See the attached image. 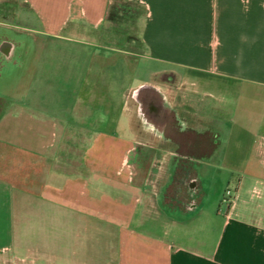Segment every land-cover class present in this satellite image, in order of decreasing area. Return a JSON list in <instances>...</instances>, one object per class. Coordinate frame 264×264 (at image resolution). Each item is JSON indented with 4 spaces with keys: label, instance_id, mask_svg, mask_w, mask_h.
I'll return each instance as SVG.
<instances>
[{
    "label": "crops",
    "instance_id": "obj_1",
    "mask_svg": "<svg viewBox=\"0 0 264 264\" xmlns=\"http://www.w3.org/2000/svg\"><path fill=\"white\" fill-rule=\"evenodd\" d=\"M114 1L0 0V38L7 39L0 54H14L20 32L32 37L27 58H0V256L9 252L12 264L21 256L27 264H264V222L236 204L241 184L225 215L196 221L209 202L188 212L163 197L171 149L152 198L128 164L135 149L132 113L143 133H153L140 123L142 90L160 93L178 118L201 132L210 124L192 104L204 108L207 79L264 89V0H122L145 11V54L138 56L64 35L68 27L99 29ZM68 42L141 62L147 82L125 87L117 121L112 105L93 96L98 83L85 78L110 58H62ZM54 48L59 58H42ZM66 92L72 101L64 104Z\"/></svg>",
    "mask_w": 264,
    "mask_h": 264
},
{
    "label": "rangeland",
    "instance_id": "obj_2",
    "mask_svg": "<svg viewBox=\"0 0 264 264\" xmlns=\"http://www.w3.org/2000/svg\"><path fill=\"white\" fill-rule=\"evenodd\" d=\"M140 9L133 5L128 7L127 3L117 2L114 4L113 11L115 15L124 20L121 24L105 21L97 30L86 29L82 26L68 27L64 35L90 39L100 46L125 51L136 56L145 54L142 43L138 41L140 20L143 15ZM134 17L136 19L132 21ZM23 25L20 24V26ZM128 35L132 37L131 40L128 39ZM31 38L25 32H20L18 35L20 47L25 48ZM65 44L64 47H61L63 49H60L64 50L62 58H110L107 60L108 68L99 67L95 71L97 73L94 72L89 78L85 73V78L89 79V83L92 81L98 83V93L93 96L98 98L100 103L106 101L107 104L112 105L111 118L113 117L116 121L120 119V107L125 94L123 91H126L125 89L128 87V89L138 88L147 82V73L141 67V62L138 65L137 62L134 63L135 59H131L130 63H126L124 59L126 56L116 51H108L101 55L96 53V48L93 46L86 47L69 42ZM45 55L46 58L61 56L59 48H54L50 53L47 50L42 53V58ZM132 55L129 58H133ZM134 66H136V70L133 69ZM207 80H209V84L203 88L205 90L204 108L197 107L195 104H192V107L206 119L210 126H213L219 134L218 142H221L223 146L212 160L210 173L203 176V185L207 195L205 200L209 203L203 209V213L197 215L200 218L196 221H201L210 215H225L231 201L235 198L236 187L241 184L242 189L236 204L246 205L244 207H246L245 215L247 217L250 214L264 222V89L254 85L235 83L234 80L215 77ZM112 88L114 94L110 93ZM104 90H109V93L103 94ZM185 90L190 97H197V93L193 95V91L189 87ZM68 93L61 95L64 104L72 101ZM167 94L170 99L171 89ZM81 97L84 100L89 98L85 94ZM129 105L134 111L136 107L131 96ZM107 131H113V127H108ZM131 131L135 139V149L130 155L128 164L136 173L135 182L145 184L146 196L152 198L153 194H156L158 185H161L165 180L163 168L170 148L160 144L151 134L143 133L133 113ZM85 139L83 137V140ZM84 145L85 142L78 143L76 153ZM64 158L59 154L56 161L63 165ZM77 160L79 159L77 158ZM213 177L216 179L215 181ZM208 186H214L215 194ZM227 191L230 192L229 195L226 194ZM224 199L227 200V203L223 202ZM21 259L20 264H27L25 256H21ZM100 259L105 260L103 256H100ZM11 262L12 257L9 252L0 256V264H12ZM15 262L18 263L16 260Z\"/></svg>",
    "mask_w": 264,
    "mask_h": 264
},
{
    "label": "flooded vegetation",
    "instance_id": "obj_3",
    "mask_svg": "<svg viewBox=\"0 0 264 264\" xmlns=\"http://www.w3.org/2000/svg\"><path fill=\"white\" fill-rule=\"evenodd\" d=\"M5 40L7 39L4 37L0 38V45ZM15 44L12 56L0 54V58H27L26 45L21 48L18 40ZM2 45L0 51H5L6 47ZM137 107L140 123L151 127V134H155L152 136L159 135V141L168 142L171 146L166 166L169 187L167 186L168 189L163 195L165 202L170 201V206L181 211L186 210L191 202L199 206L206 201L203 176L210 173L212 168V160L218 152L219 134L213 126H205L199 132L194 126L188 125L177 117L176 112L156 91L142 90L137 97ZM213 180L216 179L213 177ZM213 187L209 188L215 194L216 189Z\"/></svg>",
    "mask_w": 264,
    "mask_h": 264
},
{
    "label": "trees",
    "instance_id": "obj_4",
    "mask_svg": "<svg viewBox=\"0 0 264 264\" xmlns=\"http://www.w3.org/2000/svg\"><path fill=\"white\" fill-rule=\"evenodd\" d=\"M117 2H123V3H127L128 4V7H130L131 5H133V6H135V7H138L139 9H140V11L142 12V17L144 16V13H145V11H144V8L143 7H141L140 5H138V4H135V3H132V2H127V1H122V0H117V1H114L113 3H112V5L109 7V9H108V13H107V16H106V19H105V21L106 22H115V23H117V24H121L124 20L123 19H121V18H119L117 15H115L114 14V4H116ZM132 19V18H131ZM136 19V17H134L133 19H132V21L133 20H135ZM140 19V18H139ZM128 39H132V37L130 36V35H128ZM134 40V39H133ZM138 41L141 43V39H140V36L138 37Z\"/></svg>",
    "mask_w": 264,
    "mask_h": 264
},
{
    "label": "water",
    "instance_id": "obj_5",
    "mask_svg": "<svg viewBox=\"0 0 264 264\" xmlns=\"http://www.w3.org/2000/svg\"><path fill=\"white\" fill-rule=\"evenodd\" d=\"M187 210L188 212H192L195 210V203L191 202L188 206H187Z\"/></svg>",
    "mask_w": 264,
    "mask_h": 264
},
{
    "label": "built area",
    "instance_id": "obj_6",
    "mask_svg": "<svg viewBox=\"0 0 264 264\" xmlns=\"http://www.w3.org/2000/svg\"><path fill=\"white\" fill-rule=\"evenodd\" d=\"M226 194L229 195L230 192L227 191ZM223 202H224V203H225V202L227 203V200L224 199ZM234 203H235V198H233V200L231 201V203H230V205H229V208L232 207V205H233Z\"/></svg>",
    "mask_w": 264,
    "mask_h": 264
}]
</instances>
